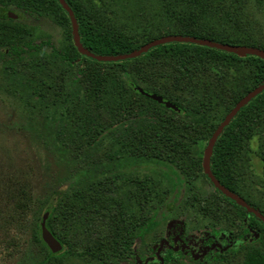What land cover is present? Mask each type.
I'll return each mask as SVG.
<instances>
[{"label": "trees", "instance_id": "16d2710c", "mask_svg": "<svg viewBox=\"0 0 264 264\" xmlns=\"http://www.w3.org/2000/svg\"><path fill=\"white\" fill-rule=\"evenodd\" d=\"M3 2L32 14L50 17L64 27L69 45L62 50L53 48L56 59L53 62L56 65L60 63L58 67L64 74L67 73L60 79V86H53L50 84L53 79L48 76L51 70L44 47L29 37L26 27L13 25L1 18L2 73L6 78L15 80V83L1 85L0 92L26 108L35 109L40 102L47 105L45 109L66 107L67 115H62V119H69L74 126L81 123L79 128L76 127L79 129L78 136H84L87 145L98 143L104 132L119 126L131 137L132 143L124 151L129 157L145 162H171L183 172L194 173L202 168L201 159L192 157L195 145L210 139L243 97L233 94L234 87L231 89L227 83L244 80L245 95L264 85V59L257 55L243 57L197 43L172 41L152 47L136 57L123 59L122 56L141 50L159 37L149 38L127 28L111 26L91 15L80 0H65L78 23L80 41L91 54L83 55L73 42L70 15L59 0ZM256 2L258 7L263 4L262 0ZM163 7L177 25L176 32L181 36L245 46L247 36L237 33L241 22L237 15L227 12L233 9L225 1L163 0ZM46 44L49 45V42ZM96 57H110L112 60L103 61ZM80 83L84 85V93L73 90L75 84ZM46 87L52 90L49 104L45 103L49 95L44 94ZM140 88L145 93L163 97L179 110L169 109L152 100L142 94ZM35 98H39V103L34 101ZM93 102L97 106H105L108 102L109 106H113V117L118 106L122 105L119 116L108 124L92 118L90 103ZM263 121L264 91L236 114L213 147L210 163L213 176L238 196L241 193L233 182V165L242 153L248 151V142L259 134ZM261 156L264 163V154ZM189 160L190 164L187 163ZM203 174L215 187L209 175L206 172ZM134 188L138 192L134 194L135 203L141 206L142 198L146 197L145 194L143 197L140 195V192L144 193L143 184L135 181ZM215 190L219 197L238 210L240 231L234 237L229 229H205L202 243L206 250L203 249L201 257L188 252L190 235L182 220L167 223L165 238L155 244L151 253L140 252L136 240L144 238L154 223L153 218L139 215L129 220L125 215V204L105 194L95 199L96 205L105 210L114 205L121 208L118 219L113 220L112 237L91 234L89 246L85 251L78 252V248L68 240L72 231L71 218L76 214V200L73 194L55 190L38 207L39 215L31 227L32 241L40 250L43 264H64L65 255L87 256L101 264L108 261L113 264H181L187 258L199 264H213L227 261L236 253L244 254L242 264H264V219L238 205L218 188L215 187ZM83 194L81 191L80 195ZM246 201L259 210L264 218V212L248 199ZM200 206L205 214L212 213L204 203ZM46 213H49L47 229L67 248L63 253H53L42 238L41 225ZM108 250H111L110 254L106 253Z\"/></svg>", "mask_w": 264, "mask_h": 264}, {"label": "rangeland", "instance_id": "374dc122", "mask_svg": "<svg viewBox=\"0 0 264 264\" xmlns=\"http://www.w3.org/2000/svg\"><path fill=\"white\" fill-rule=\"evenodd\" d=\"M3 1L0 0V19L27 28L29 37L44 47L51 70L48 76L53 79L50 84L60 86V79L67 73L58 67L60 63L53 62L56 60L53 48L67 49L69 41L64 27L50 17L29 13ZM222 1L232 6L233 10L227 12L237 15L241 22L237 33L247 36L242 47L248 53L252 48L264 52L260 49L264 48V0L261 7L256 0ZM80 3L91 15L111 26L127 28L149 38L179 36L177 25L165 12L163 0H80ZM47 42L49 45H45ZM3 63L4 59L0 60V86L13 85L15 80L3 76ZM227 84L231 89L234 87L233 94L243 96L241 100L250 93L245 95L244 80ZM73 90L85 92L82 83L75 84ZM51 92L50 88H45L44 94H49L46 104L51 102ZM38 99L34 101L39 103ZM90 104L92 118L107 124L116 120L122 106H118L113 117V106L108 102L106 107L94 102ZM42 105L40 102L35 109L26 108L0 92V264H43L40 250L32 241L31 227L39 215L38 207L55 190L73 194L76 200V214L71 218L72 231L68 240L78 252L89 246L91 234L112 237L113 220L118 219L121 208L114 205L105 210L96 205L95 199L103 194L124 203L129 220L139 215L153 218L154 223L144 238L137 240V246L143 252L165 237L167 223L171 220L186 223L196 252L204 229L224 228L229 229L234 237L238 235L241 222L238 210L219 197L203 174L205 153L212 137L194 148L192 157L201 159L202 168L194 173L183 172L171 162H145L129 157L124 151L132 143L131 137L119 126L104 132L98 143L87 145L86 138L78 136L76 127L79 128L81 123L74 126L69 119H62V115H67L66 107L45 109L47 105ZM248 145V151L234 162L233 182L241 193L240 197L264 212V163L261 156L264 154V125ZM187 163L190 164L191 160ZM135 181L143 184L144 193L140 192V195L146 196L142 198L141 206L135 203L134 194L138 193L134 188ZM81 191L83 195H80ZM202 203L212 211L211 214L203 212ZM66 249L62 245L57 253ZM110 251L106 253L110 254ZM243 260L244 254L236 253L227 261L213 264H242ZM63 261L64 264H100L87 256L65 255ZM181 264L199 263L187 259Z\"/></svg>", "mask_w": 264, "mask_h": 264}, {"label": "water", "instance_id": "95a60500", "mask_svg": "<svg viewBox=\"0 0 264 264\" xmlns=\"http://www.w3.org/2000/svg\"><path fill=\"white\" fill-rule=\"evenodd\" d=\"M61 5L68 11L71 21H72V28H73V35H74V42L78 48V50L84 55H91L90 52L82 45L81 41H80V36L78 34V23L76 21V18L73 14V12L71 11L70 7L67 5V3L65 2V0H59ZM172 41H178V42H189V43H197L200 45H205V46H209V47H214V48H218L224 51H228V52H232L235 53L239 56H248V55H257L261 58L264 59V52L259 51L255 48L251 49V52H247L246 48L241 47V46H233V45H226V44H218V43H214L212 41H208V40H197L195 38H191V37H184V36H169V37H164L161 39H157L154 40L146 45L143 46V48L139 51H136L134 53H132L131 55H125L122 56L121 58L125 59L127 57H136L137 55L144 53L146 51H148L150 48L155 47L159 44H163V43H168V42H172ZM98 60H103V61H109L112 60V58L110 57H96ZM139 91L146 95L147 97L151 98L152 100L165 105L167 108L169 109H173L175 111H178V107L169 102V101H165L163 99V97L157 95V94H148L145 93L143 91V89H139ZM264 91V85L257 87L256 89H254L253 91H251L248 95H246L237 105L236 107L226 116L225 120L220 124V126L218 127V129L215 131V133L213 134L212 138L210 139L209 143H208V147L206 149V153H205V160H204V170L205 172L209 175L210 179L212 180V182L214 183L215 187L218 188L220 191H222L225 195H227L228 197H230L233 201H235L238 205L247 208V210L251 213L256 214L257 216H259L260 218L264 219L262 214L259 212V210L255 209L254 207L250 206L249 203L243 199L242 197L232 193L231 191H229L227 188H225L224 186H222L220 184V182L218 180L215 179V177L213 176L211 170H210V163H211V155H212V151H213V147L217 141V138L219 137V135L223 132L224 128L226 126H228V124L232 121V119L236 116V114L245 106L247 105L253 98H255L257 95H259L261 92ZM49 216V213H46L43 221H42V238L44 240V242L47 244V246L51 249V251L53 253H57L62 249V244L55 238V236L47 229L46 227V221L47 218Z\"/></svg>", "mask_w": 264, "mask_h": 264}, {"label": "flooded vegetation", "instance_id": "af4514ba", "mask_svg": "<svg viewBox=\"0 0 264 264\" xmlns=\"http://www.w3.org/2000/svg\"><path fill=\"white\" fill-rule=\"evenodd\" d=\"M170 222V221H169ZM186 224V223H185ZM186 227V226H185ZM166 228H167V226H166ZM208 229V228H207ZM210 229V228H209ZM205 230V229H204ZM204 230H202L201 231V237H200V239H199V245H198V249H197V252L195 251V249L193 248V246H192V237H191V234L189 233V231L187 230V227H186V231H187V233L190 235V245H189V247H188V249H189V251L188 252H190L191 254H193V255H195L196 257H201L202 256V254H203V249H205L206 250V248H204L203 247V243H202V237H203V231ZM166 234H167V231H166ZM166 236V235H165ZM165 238V237H164ZM163 238V239H164ZM162 240V239H161ZM160 240V241H161ZM159 242V241H158ZM158 242H156V243H158ZM155 243V244H156ZM155 244H153L152 246H151V248L150 249H148L147 251H145V252H143V251H141V249L137 246V240H136V246H137V248L139 249V251L140 252H142V253H144V254H148V253H151L152 252V248L155 246ZM47 245V244H46ZM49 248V247H48ZM164 249V248H163ZM51 250V249H50ZM192 256V255H191ZM190 256V257H191ZM187 259H190L191 260V258H187ZM186 259V260H187ZM185 261V260H184ZM193 261V260H192ZM101 264V263H100Z\"/></svg>", "mask_w": 264, "mask_h": 264}]
</instances>
